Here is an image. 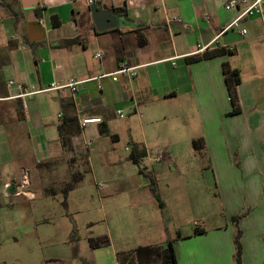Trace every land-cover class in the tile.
Listing matches in <instances>:
<instances>
[{"label":"crops","instance_id":"obj_1","mask_svg":"<svg viewBox=\"0 0 264 264\" xmlns=\"http://www.w3.org/2000/svg\"><path fill=\"white\" fill-rule=\"evenodd\" d=\"M226 1L95 0L118 18L116 27L98 32L85 0H0V168L12 171V180L28 169L24 162L31 160L36 169V164L56 159L66 152L57 125L64 115H76L81 132L73 141L81 140L90 169L89 153L95 149L91 139L118 141L107 119L115 99L130 94L134 108L153 103L171 114L157 131L158 137L168 138L164 152L174 157L172 137L184 134L187 144L179 152L190 150L194 160L200 159V169L209 172L219 190L226 216L241 214L235 223L241 234V264H264V1L261 14L243 17L223 31L238 14L224 8ZM216 48L232 50L187 60ZM224 62L239 71L238 112H232ZM122 63L138 66L134 77L83 81L75 92L60 88L10 98L15 89L7 86L9 79L41 90L71 77L85 80L112 72ZM138 70L144 80H137ZM20 103L23 119L16 113ZM49 103L55 108L52 118ZM84 118L100 122L82 125ZM131 143L129 160L155 162L145 142L137 146L131 138ZM173 157L174 164L181 163ZM142 166L154 189L159 180L153 164ZM3 181L1 194L6 196ZM157 203L167 206L161 199V206ZM113 218V227L122 229L118 217ZM136 221L133 225H140ZM204 230L180 232L173 241L177 264H236L233 229L226 224ZM153 244L159 243L146 241L130 249Z\"/></svg>","mask_w":264,"mask_h":264},{"label":"rangeland","instance_id":"obj_2","mask_svg":"<svg viewBox=\"0 0 264 264\" xmlns=\"http://www.w3.org/2000/svg\"><path fill=\"white\" fill-rule=\"evenodd\" d=\"M141 71H137L138 81L145 79ZM135 103L130 94L115 99L107 121L119 139H91L95 149L89 153L90 169L86 165L87 151L78 139L75 144L73 141L72 152L42 161L36 169L31 160L24 162L33 169H26L33 199L5 196L0 188V264H119L117 252L146 241H176L177 232L192 230L195 224L206 230L228 224L235 236L236 224L226 216L211 175L200 169V159L194 160L190 150L179 152L178 147L187 144L184 134L172 137L169 145L181 163L176 160L174 164L173 156L164 152L168 138L158 137L157 131L171 114L153 103L139 104L135 112ZM49 104L52 118L55 108ZM118 109L122 116L117 114ZM131 138L137 146L145 142L151 157L162 154L164 159L135 165L124 149L132 145ZM149 163L159 180L154 182V190L167 203L164 209L158 206L147 176L138 172V165L144 170L142 165ZM13 174L0 168V177L6 180L0 181L8 182ZM67 183L73 187L64 195L62 189ZM131 197L139 199L132 201ZM115 216L124 225L122 229L113 227ZM135 221L141 226H134ZM147 221L152 227L146 226ZM103 236L109 239L107 245L90 247L89 237Z\"/></svg>","mask_w":264,"mask_h":264},{"label":"trees","instance_id":"obj_3","mask_svg":"<svg viewBox=\"0 0 264 264\" xmlns=\"http://www.w3.org/2000/svg\"><path fill=\"white\" fill-rule=\"evenodd\" d=\"M123 10V9H122ZM121 11V10H116ZM226 52H231L230 50H225L224 48H216L211 51H205L202 54H195L187 58L188 62H195L203 59H209L216 56H220L225 54ZM222 74L224 83L226 85L229 100L231 105L233 106L232 112L239 111L238 98L236 93V86L240 83L239 71L237 69H232L228 65V63L224 62L222 64ZM17 117L18 119L24 118V110L23 104H17ZM58 136L61 140L62 145L65 150L68 151L73 148V140L77 137L81 132L80 122L76 115H64L60 122L57 125ZM104 132L106 134L109 133V130L104 128ZM132 153V152H131ZM131 153L129 154L131 156ZM133 162L135 164L138 163L135 158H133ZM43 163H38L41 166ZM139 172L142 173L141 168L138 169ZM73 187V184L67 183V185L62 189L64 195H67L68 191ZM152 192L154 193L155 198L159 202L160 199L156 194L155 190L152 188ZM52 193V192H51ZM54 193V192H53ZM55 194V193H54ZM240 215H235L232 217L234 223L238 220ZM205 232V230L195 224L193 228V234H200ZM240 230L236 227V234L234 236V244H235V262L237 264H241V254H242V245L240 241ZM177 237L180 238L181 234L177 232ZM174 240H168L162 244H153V245H141L137 246L134 249L120 251L116 253V257L119 264H177L176 254L173 246ZM88 242L91 248H99L107 245L109 243V239L107 236L103 237H89Z\"/></svg>","mask_w":264,"mask_h":264},{"label":"built area","instance_id":"obj_4","mask_svg":"<svg viewBox=\"0 0 264 264\" xmlns=\"http://www.w3.org/2000/svg\"><path fill=\"white\" fill-rule=\"evenodd\" d=\"M86 4L89 6L91 5L95 0H85ZM264 0H227L224 4V8L226 10L229 9H237V16L235 19L223 30L230 28L232 25H236L243 17L246 16H253L257 14H261L262 12V3ZM177 21H180V19H177ZM245 30H242V33H244ZM200 48V47H198ZM229 49V48H228ZM229 50H232L230 48ZM96 57H99V53L95 55ZM138 66H128L126 63L120 64L114 71L108 72V73H102L97 76L85 79V80H76L74 78H68L66 82L63 84H55L52 83L50 88L47 89H41L37 90L33 87H26L20 82H16L12 79H9L7 81V86L12 87L15 89V94L12 95L10 98H23L26 96H30L39 92H44L51 89H60V88H69L72 92L77 91L78 86L83 81H89V80H100L105 77H111L113 81H116L119 75H126L128 77H134L135 76V69ZM117 114L122 116L121 112L117 110ZM93 122H100V118H84L81 121L82 125L93 123ZM125 151L128 153V155L131 153V148L129 146H126ZM163 158L162 154H157L153 159L155 161H159ZM142 160L138 161V164L141 165ZM30 187V175L27 170L23 169L20 172L19 177L14 178L12 180H9L8 182L4 183L3 191L6 195H13L18 197H24L27 199H33L35 197V194L29 189ZM12 189V192L9 190Z\"/></svg>","mask_w":264,"mask_h":264},{"label":"water","instance_id":"obj_5","mask_svg":"<svg viewBox=\"0 0 264 264\" xmlns=\"http://www.w3.org/2000/svg\"><path fill=\"white\" fill-rule=\"evenodd\" d=\"M89 10L96 31L101 32L117 26V16L112 14L101 3H92L89 6Z\"/></svg>","mask_w":264,"mask_h":264}]
</instances>
